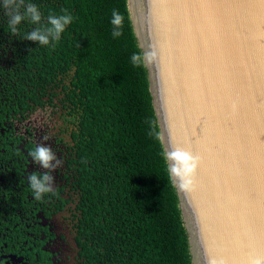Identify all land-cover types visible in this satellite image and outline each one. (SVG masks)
Segmentation results:
<instances>
[{
    "label": "trees",
    "instance_id": "obj_1",
    "mask_svg": "<svg viewBox=\"0 0 264 264\" xmlns=\"http://www.w3.org/2000/svg\"><path fill=\"white\" fill-rule=\"evenodd\" d=\"M74 16L54 47L28 41V21L13 34L0 9V96L5 115L49 109L68 142L75 181L78 241L85 264H192L176 189L127 0H31ZM113 9L124 16L114 39ZM9 120L2 117L1 126ZM5 123V124H4Z\"/></svg>",
    "mask_w": 264,
    "mask_h": 264
},
{
    "label": "water",
    "instance_id": "obj_2",
    "mask_svg": "<svg viewBox=\"0 0 264 264\" xmlns=\"http://www.w3.org/2000/svg\"><path fill=\"white\" fill-rule=\"evenodd\" d=\"M192 264H264V0H127ZM154 54V56L152 55Z\"/></svg>",
    "mask_w": 264,
    "mask_h": 264
},
{
    "label": "flooded vegetation",
    "instance_id": "obj_3",
    "mask_svg": "<svg viewBox=\"0 0 264 264\" xmlns=\"http://www.w3.org/2000/svg\"><path fill=\"white\" fill-rule=\"evenodd\" d=\"M3 103L0 96V120H9L7 128L0 124V264H85L66 156L70 139L49 109L21 115L13 103L8 116ZM41 145L52 150L59 166L43 169L32 161L29 152ZM43 172L54 178L53 192L37 201L28 176Z\"/></svg>",
    "mask_w": 264,
    "mask_h": 264
},
{
    "label": "clouds",
    "instance_id": "obj_4",
    "mask_svg": "<svg viewBox=\"0 0 264 264\" xmlns=\"http://www.w3.org/2000/svg\"><path fill=\"white\" fill-rule=\"evenodd\" d=\"M0 9L8 16V26L11 33L18 31V25L28 21L34 27L25 34V38L41 46L54 47L62 38L68 26L74 21V16L67 10H62L60 14L49 13L45 22L44 17L37 4L31 0H0ZM124 16L116 9L111 13L110 24L112 25L111 35L114 39L122 36ZM154 56V54H152ZM146 54L133 53L130 61L134 67L142 65ZM32 161L39 164L43 169H52L59 166L60 161L52 150L41 145L28 154ZM166 170L172 183L181 190H191L193 176L198 166V158L190 152L176 150L163 154ZM53 177L48 172L31 174L28 176L29 187L34 198L39 201L46 194L53 192Z\"/></svg>",
    "mask_w": 264,
    "mask_h": 264
},
{
    "label": "rangeland",
    "instance_id": "obj_5",
    "mask_svg": "<svg viewBox=\"0 0 264 264\" xmlns=\"http://www.w3.org/2000/svg\"><path fill=\"white\" fill-rule=\"evenodd\" d=\"M56 123V122H55Z\"/></svg>",
    "mask_w": 264,
    "mask_h": 264
}]
</instances>
